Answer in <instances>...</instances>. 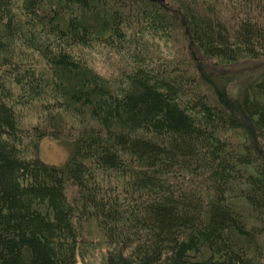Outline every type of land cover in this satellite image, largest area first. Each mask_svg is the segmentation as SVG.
Instances as JSON below:
<instances>
[{
	"label": "trees",
	"instance_id": "16d2710c",
	"mask_svg": "<svg viewBox=\"0 0 264 264\" xmlns=\"http://www.w3.org/2000/svg\"><path fill=\"white\" fill-rule=\"evenodd\" d=\"M261 59L264 0H0V264H264Z\"/></svg>",
	"mask_w": 264,
	"mask_h": 264
},
{
	"label": "rangeland",
	"instance_id": "374dc122",
	"mask_svg": "<svg viewBox=\"0 0 264 264\" xmlns=\"http://www.w3.org/2000/svg\"><path fill=\"white\" fill-rule=\"evenodd\" d=\"M206 70L211 71L214 75H222L229 80L227 89L233 98L240 90L242 85L248 80L264 70V59L255 61H242L225 67L214 66L204 62ZM100 72L104 75H110V70H105L103 64L97 62ZM39 159L48 165L57 168H64L73 155V145L67 139H55L44 137L38 143ZM100 255H96L93 260L98 261ZM77 264H80L77 263Z\"/></svg>",
	"mask_w": 264,
	"mask_h": 264
},
{
	"label": "water",
	"instance_id": "95a60500",
	"mask_svg": "<svg viewBox=\"0 0 264 264\" xmlns=\"http://www.w3.org/2000/svg\"><path fill=\"white\" fill-rule=\"evenodd\" d=\"M151 1H156V0H151Z\"/></svg>",
	"mask_w": 264,
	"mask_h": 264
}]
</instances>
